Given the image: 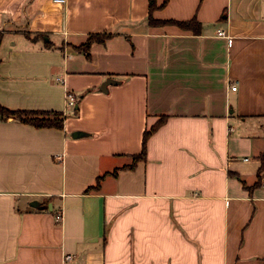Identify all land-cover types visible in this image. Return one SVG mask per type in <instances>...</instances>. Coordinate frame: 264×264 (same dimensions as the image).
<instances>
[{
  "label": "crops",
  "instance_id": "obj_1",
  "mask_svg": "<svg viewBox=\"0 0 264 264\" xmlns=\"http://www.w3.org/2000/svg\"><path fill=\"white\" fill-rule=\"evenodd\" d=\"M154 1L0 0V264H264V0Z\"/></svg>",
  "mask_w": 264,
  "mask_h": 264
},
{
  "label": "trees",
  "instance_id": "obj_2",
  "mask_svg": "<svg viewBox=\"0 0 264 264\" xmlns=\"http://www.w3.org/2000/svg\"><path fill=\"white\" fill-rule=\"evenodd\" d=\"M166 1V0H165ZM149 13H151L155 8V1L149 0ZM149 22L154 23L149 16ZM158 23L160 24H167V23H174L180 26L181 28H187L189 26H193L196 24L197 28L199 29V24H197L195 19H191L188 21H161ZM198 31V30H197ZM28 36V34H27ZM110 34H90L86 37L85 41L77 46H72L73 50L79 53H82L86 59L90 58L89 50L93 43H102L105 39L109 38ZM0 42H1V33H0ZM65 114L59 112H43V111H12L4 108L0 105V119L6 120L8 118L17 119L20 122L29 124L34 126L35 128H63V121L65 118ZM165 120V116H162L154 125L150 127L149 130L145 131L142 136V143H141V151L139 154L132 156V164L127 166V168H132L135 163L139 160H143L146 154V141L148 137L154 133L163 123ZM124 168V167H123ZM264 168V153L260 155V166L256 173V181L251 186L252 188L257 187L260 185V173ZM116 170L113 172L115 173ZM102 179V176H98L96 178L95 184L93 186H89L85 192L97 191L99 189V183Z\"/></svg>",
  "mask_w": 264,
  "mask_h": 264
},
{
  "label": "built area",
  "instance_id": "obj_3",
  "mask_svg": "<svg viewBox=\"0 0 264 264\" xmlns=\"http://www.w3.org/2000/svg\"><path fill=\"white\" fill-rule=\"evenodd\" d=\"M56 2H58V3H63L64 2V0H55ZM217 35L218 36H221V37H224L225 36V33L223 32V31H221V30H219L218 32H217ZM58 82H60V80L59 79H56ZM231 90H235V85L233 84V85H231ZM65 99H66V104L69 106V107H74L75 106V104H76V102H75V96L71 93V92H69V91H66V94H65ZM228 130H230V131H232L233 130V128L232 127H229V129ZM55 219H56V221L58 222L60 219H61V213H58L56 216H55ZM70 258V256H65V259H69Z\"/></svg>",
  "mask_w": 264,
  "mask_h": 264
},
{
  "label": "water",
  "instance_id": "obj_4",
  "mask_svg": "<svg viewBox=\"0 0 264 264\" xmlns=\"http://www.w3.org/2000/svg\"><path fill=\"white\" fill-rule=\"evenodd\" d=\"M116 83H117V82H116L115 80H112V79H110V78H106V79L102 82V84H101V86H100V90H101L102 92L106 93V92H107V87H108L109 85L116 84ZM73 136H75V134H73ZM31 205L35 207V206L38 205V203L34 201V202L31 203Z\"/></svg>",
  "mask_w": 264,
  "mask_h": 264
}]
</instances>
